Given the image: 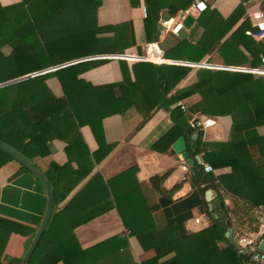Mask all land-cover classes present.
Returning a JSON list of instances; mask_svg holds the SVG:
<instances>
[{
    "label": "crops",
    "instance_id": "0c3cea01",
    "mask_svg": "<svg viewBox=\"0 0 264 264\" xmlns=\"http://www.w3.org/2000/svg\"><path fill=\"white\" fill-rule=\"evenodd\" d=\"M20 1L0 0V5L9 6ZM206 3L207 8L203 12L192 15L191 25L184 26L178 35H174L169 31L174 16L169 17L164 8L158 10L152 29L151 25L146 27L144 21V0L135 6L130 0H101L96 12L98 25L128 22L133 40L123 45L121 52L129 51L148 58H120L117 54L121 52L117 48L112 51L119 52L81 56L58 64L64 66L82 61L78 77L94 85L119 82L125 75L128 83L136 85L135 98L144 95L152 98L155 95L151 88L153 82H159L160 71L167 75L168 80L166 86L160 85L157 90L167 101V107L152 106V103L144 104L137 100L122 111L102 117L93 125L82 123L77 133L74 132L68 140L51 139L44 155L29 159L44 174L52 189V210L47 223L51 214L55 213L53 226L57 232L69 228L65 236L48 238L49 243L53 240L54 245H59L60 256L73 254L74 258L79 256L78 259L86 260L85 264H95L97 258L99 264H139L152 256L153 249H143L135 236L127 234L113 199L112 188L115 192L122 190L125 194L140 196V202L146 203L150 210L158 203L160 196L150 183L151 176L156 174L167 172L161 186L168 191L172 200L164 207L158 205L150 210L157 225L175 220L181 222L188 232H194L208 225L211 216H218L220 199L217 190L210 187L201 192L197 181L207 173L214 176L229 173L231 167H212V171L204 172L202 166L208 163L204 160V152L191 154L193 142L199 133L192 135L195 131L186 126V121L184 124L175 123L171 110L179 108L178 104L181 103L188 109L186 116L188 113L203 114L191 108L200 98L194 85L201 68L250 72L264 81V74L243 69L264 68V62L256 59V64L250 65V52L244 46L225 41L242 23L246 25L245 33L257 41L250 33L257 30L254 14L264 9V0L247 5L243 4V0H206ZM238 4H241L240 10L236 9ZM204 30L219 37V43L225 41L224 45L220 48L217 45L198 61L188 60V50ZM112 35V30L101 33L103 37ZM179 42L185 43L178 46ZM147 43L153 44L147 47ZM167 53L174 58L165 57ZM181 66L188 69L183 70ZM49 68L39 73L49 71ZM45 82L56 96L63 95L56 76L47 77ZM214 117L216 121L213 125L200 130L201 140L208 144L229 138L230 116ZM257 131L264 136L263 125L258 126ZM180 135H185L187 149L196 168L202 169L199 178H195L188 162L172 148V143ZM251 151L257 154L255 148L252 147ZM183 162L188 164V171L181 168ZM208 190L211 191L210 196L207 195ZM219 193L225 206L236 211L232 220L236 217L251 219L248 214L242 213L243 209L235 205L232 196L224 189L219 188ZM205 206L209 213L205 211ZM45 208V189L28 168L15 159L0 165V264L21 263ZM70 232L73 238H70ZM112 236L125 238H110ZM82 251L85 252L84 256ZM172 254L168 253L163 258ZM55 264H62V261L58 260Z\"/></svg>",
    "mask_w": 264,
    "mask_h": 264
},
{
    "label": "trees",
    "instance_id": "16d2710c",
    "mask_svg": "<svg viewBox=\"0 0 264 264\" xmlns=\"http://www.w3.org/2000/svg\"><path fill=\"white\" fill-rule=\"evenodd\" d=\"M139 2L130 0L133 6ZM100 3L101 0H21L9 6L0 5V83L81 56L121 52L123 45L133 40L132 28L128 22L98 25L96 12ZM189 3L190 0H144L146 27L151 25L154 29L159 9H166L171 17ZM236 9L240 10L241 4ZM108 30L113 31L111 37L101 36ZM245 30L246 25L240 24L225 41L244 46L250 52L249 64L254 65L256 59L260 60L259 55H264V39L255 41ZM218 38L204 30L188 50V60L198 61L217 45L218 48L223 46L225 41L219 43ZM184 43L179 42L177 45L183 46ZM117 48L119 51H112ZM181 51L184 52L183 48ZM171 55L167 53L165 57L174 58ZM81 63L60 66L0 85V140L32 159L46 153L51 139L68 140L74 132L77 133L82 123L93 125L102 117L122 111L137 100L144 104L152 103V106L167 107V101L157 91L160 85L168 84L165 73L160 71L159 82H153L151 89L155 95L152 98L149 95L135 98L136 85L128 83L125 75L119 82L94 85L78 77ZM182 69L187 70L188 67ZM51 75L60 82L63 90L60 97L45 82ZM194 87L198 89L200 98L191 105L192 110L209 116L229 115L232 120L226 141L205 143L199 131L191 151L192 155L203 151L204 160L211 167H231L229 173L218 176L207 173L197 181L201 192L210 187L217 190L220 199L218 216H211L208 225L194 232H188L181 222L175 220L157 225L150 210L172 202L168 191L161 186L167 172L150 178L152 187L160 194L158 203L150 210L146 203L140 202V196L125 194L122 190L115 192L112 188L113 199L127 234L135 236L143 249L154 251L152 256L139 264L246 263L245 259L239 258L225 235L234 221L244 224L246 218L236 217L232 220L236 211L225 206L219 188L230 194L235 205L240 206L242 213L248 214L249 218L248 209L251 206L264 204V136L257 131L258 126H264V81L250 72L201 68ZM186 117L180 108L171 110V118L177 124H184ZM252 147L256 155L251 151ZM9 159L17 160L0 147V165ZM205 211L209 213L206 206ZM53 215L55 213L51 214L31 253L29 264H55L58 260L62 264H85L86 260L78 259L79 256L74 258L73 254L60 256L59 245H54L53 240L48 242V238H60V235L65 236L69 231L66 228L61 230L62 233L60 230L57 232L53 226ZM70 238H73L71 232ZM82 252L84 256L85 252ZM168 253L173 254L163 258ZM98 261L97 258L95 264H99Z\"/></svg>",
    "mask_w": 264,
    "mask_h": 264
},
{
    "label": "built area",
    "instance_id": "2783aa9c",
    "mask_svg": "<svg viewBox=\"0 0 264 264\" xmlns=\"http://www.w3.org/2000/svg\"><path fill=\"white\" fill-rule=\"evenodd\" d=\"M257 1L262 2L263 0H243V4L247 5L250 2ZM207 8L206 0H190V3L187 7L179 9L173 17V22L169 27V31L178 35L181 29L184 27L183 19L187 15L199 14ZM142 13L145 16V7L142 6ZM256 19L257 30L251 32V36L257 40L264 39V9H260L257 13L254 14ZM153 43H147L146 46L149 47ZM117 57L128 59V60H139L147 59L146 56H140L136 53L124 51L120 54H117ZM159 60H162L160 58ZM261 62H264V55L260 56ZM244 70L259 72L264 74V68L260 69H250L243 68ZM180 110L184 113L188 112L187 107L184 104H178ZM216 121L214 116H208L204 114H194L188 113L186 118V126L191 130H202L210 127ZM203 171L210 172L212 167L208 163L203 164ZM181 168L184 171L189 170V166L186 162H183ZM250 215V220H246L244 224L236 223L235 221L231 226L228 227L225 233H227L228 238L233 245L236 252L244 253L247 258L245 264H264V249L259 248V244L264 242V204H258L251 206L248 209ZM257 254L256 259H252V256Z\"/></svg>",
    "mask_w": 264,
    "mask_h": 264
},
{
    "label": "water",
    "instance_id": "95a60500",
    "mask_svg": "<svg viewBox=\"0 0 264 264\" xmlns=\"http://www.w3.org/2000/svg\"><path fill=\"white\" fill-rule=\"evenodd\" d=\"M193 22V17L191 15H187L184 19H183V24L185 27H189L191 25V23ZM61 65H58V66H53L51 68H49L50 70H53V69H56L58 67H60ZM36 73H39V71L37 72H34V73H31V74H27V75H23V76H20L18 78H15V79H12L10 81H6V82H3V83H0V85H4V84H7L9 82H12V81H16V80H19V79H22V78H25V77H28V76H31L33 74H36ZM195 131L194 134L192 135H197V133L199 132L198 130H193ZM0 147L2 149H4L5 151L9 152L12 156H14L17 160H19L22 164H24L39 180L40 182L42 183L44 189H45V192H46V208H45V212H44V215H43V218L28 246V248L26 249L24 255H23V258L21 260V263L20 264H28V261H29V258H30V255L31 253L33 252L34 248L36 247L39 239H40V236L45 228V225L47 223V220L49 218V215L51 213V210H52V203H53V197H52V189L50 187V184L47 180V178L44 176V174L28 159L26 158L24 155H22L21 153H19L17 150H15L14 148L10 147L9 145H7L5 142L1 141L0 140ZM172 148L173 150L180 154L181 158L185 159L192 172H193V175L195 176V178H199L201 177L202 175V169L201 168H196L195 166V162H194V159L190 156V153L187 149V143H186V139H185V135H180L173 143H172ZM210 193L211 191L208 190L207 191V195L210 196ZM226 235H228L226 233ZM259 248L260 249H264V242L262 241L260 244H259ZM239 258H242V259H246L247 256L244 254V253H239L238 254ZM257 257V254H254L252 256V259H256Z\"/></svg>",
    "mask_w": 264,
    "mask_h": 264
}]
</instances>
